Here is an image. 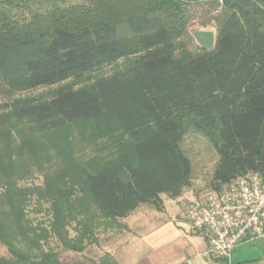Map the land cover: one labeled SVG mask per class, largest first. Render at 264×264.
Masks as SVG:
<instances>
[{"label":"trees","instance_id":"trees-1","mask_svg":"<svg viewBox=\"0 0 264 264\" xmlns=\"http://www.w3.org/2000/svg\"><path fill=\"white\" fill-rule=\"evenodd\" d=\"M31 1L0 0V83L9 94L78 80L125 59L120 69L89 85L68 83L49 96L0 104V182L14 172L13 132L22 126L57 135L47 137L60 154L65 152L54 141L69 140V130L91 120L103 119L109 132L127 138L121 137L109 159L80 166L44 196L64 249L84 252L97 240L94 222L120 226L118 219L140 204L163 210L162 193L182 195L192 183V167L181 142L193 125L218 151L210 189L220 191L248 173L264 174V0H221L215 47L198 52L180 41L188 33L190 5L198 0H86L68 6L52 0L44 11ZM35 146L28 138L19 150L34 153ZM11 207L10 213L0 211V239L11 253L0 264H69L30 240L23 208ZM8 214L16 226L11 235L21 234L39 254L9 238ZM68 226L77 234L70 235ZM92 264L119 263L106 252Z\"/></svg>","mask_w":264,"mask_h":264},{"label":"rangeland","instance_id":"rangeland-1","mask_svg":"<svg viewBox=\"0 0 264 264\" xmlns=\"http://www.w3.org/2000/svg\"><path fill=\"white\" fill-rule=\"evenodd\" d=\"M85 1L57 0L61 6L84 3ZM218 1L198 0L190 5L188 11V33L180 38V41L188 50L198 52L201 48L194 34L196 31L209 30L213 31L215 35L217 34L218 22L222 17L221 0ZM51 2L52 0H32L31 6L34 9L40 7L39 10L44 11L51 7ZM28 12L27 10L26 16H29ZM122 32L124 33V30ZM124 61L125 59H121L100 71L87 74L78 80L69 79L59 84L41 86L13 94H9L5 90L7 86L4 83H0V104L27 96H49L59 87L68 83H72L76 87L89 85L95 78L111 74L115 70L120 69ZM21 129L22 131L13 132V145L17 153L14 157V172L10 178L3 177L0 182V211L7 214L12 208V203L21 206L24 210L21 222L30 240L36 239L40 241V245L45 251L54 250L58 252L61 261L69 264H92V261H98L106 253L107 247L112 244L109 236L111 230L109 228L112 227H109L110 225L105 221L94 222L93 231L97 240L89 242L84 252L76 253L64 249L57 235L51 229L53 221L51 201L47 200L46 197H49L50 192L48 190L50 187L64 186L61 182L72 179L80 166L89 165L98 158L109 159L112 153L116 152L123 135L119 136V133L114 131L109 132L108 123L103 119L84 122L69 130L68 135H66V132H62L63 136H71L69 140L64 141L62 139L59 141L57 139V141H54L59 147L62 146L63 152H65V154H60L57 148L50 143V138L47 137L49 134L53 135L52 132L33 133L25 126H22ZM28 138L31 139L33 146L36 145V150L32 153L31 148L27 147L26 151L21 153L19 147ZM181 147L191 161L192 183L183 190L182 195H180L182 197L179 196L180 198L176 197L178 198L176 199L169 196L171 200H168L165 204L163 203V205L164 207L166 206V210L170 215H175L181 221V230L183 233L188 234L189 231L184 221L183 213L193 199L214 192L209 185L219 155L212 140L205 132L194 125L185 134ZM8 182L12 185L8 190L10 192L7 191L6 184ZM5 216L6 218H4L9 228L8 232L10 233L9 238L14 241L15 245L27 253L39 254L40 249L35 247V245H28V243L24 242L21 234L14 233L15 235H11L12 230H15L16 226L13 219H11L12 216L10 217L9 214ZM74 224L75 222L72 225ZM68 229L70 235L77 234L73 226H68ZM10 256L9 247L0 239V258H8Z\"/></svg>","mask_w":264,"mask_h":264},{"label":"crops","instance_id":"crops-1","mask_svg":"<svg viewBox=\"0 0 264 264\" xmlns=\"http://www.w3.org/2000/svg\"><path fill=\"white\" fill-rule=\"evenodd\" d=\"M161 198L164 204L171 200L166 193ZM117 222L120 226L109 228L112 244L106 252L119 264H225L205 257V240L199 235L183 233L181 221L170 215L166 206L158 210L152 203H142ZM232 262L264 264V237L240 243Z\"/></svg>","mask_w":264,"mask_h":264},{"label":"built area","instance_id":"built-area-1","mask_svg":"<svg viewBox=\"0 0 264 264\" xmlns=\"http://www.w3.org/2000/svg\"><path fill=\"white\" fill-rule=\"evenodd\" d=\"M183 218L189 233L205 240V257L233 264L240 243L264 237V174L241 175L222 190L193 199Z\"/></svg>","mask_w":264,"mask_h":264},{"label":"water","instance_id":"water-1","mask_svg":"<svg viewBox=\"0 0 264 264\" xmlns=\"http://www.w3.org/2000/svg\"><path fill=\"white\" fill-rule=\"evenodd\" d=\"M195 37L202 48L213 49L216 43V35L213 31L200 30L196 31Z\"/></svg>","mask_w":264,"mask_h":264}]
</instances>
